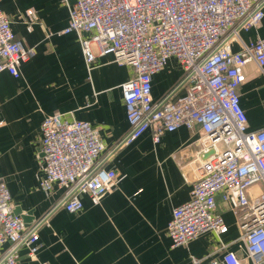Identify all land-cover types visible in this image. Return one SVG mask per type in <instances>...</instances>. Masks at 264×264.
Returning a JSON list of instances; mask_svg holds the SVG:
<instances>
[{
	"label": "built area",
	"instance_id": "obj_1",
	"mask_svg": "<svg viewBox=\"0 0 264 264\" xmlns=\"http://www.w3.org/2000/svg\"><path fill=\"white\" fill-rule=\"evenodd\" d=\"M263 19L264 0H77L64 33L79 34L87 65L112 54L132 71L122 85L129 132L106 152L99 130L89 122L70 121L63 114L45 117L38 146L40 189L46 194L63 190L59 206L79 213L84 195L99 205L116 188L118 174L104 166L105 153L114 155L148 130L155 144L181 127L199 130L200 157L213 153L196 168L190 200L173 211L167 227L172 246H186L212 233L220 254L210 264H264V192L250 193L264 184V128L248 130L239 93L248 64L264 71V39L233 50L240 32L257 29ZM38 20L35 10L26 12L29 31ZM11 25L0 8V73L19 79L21 65L35 56V50L16 40ZM170 59L184 70L177 87L184 93L155 104L153 79ZM226 211H232L241 225L244 259L225 251L221 238L229 231ZM38 226L28 227L15 214L11 193L0 179V264H21L22 247L37 261Z\"/></svg>",
	"mask_w": 264,
	"mask_h": 264
},
{
	"label": "crops",
	"instance_id": "obj_2",
	"mask_svg": "<svg viewBox=\"0 0 264 264\" xmlns=\"http://www.w3.org/2000/svg\"><path fill=\"white\" fill-rule=\"evenodd\" d=\"M76 1L0 0L16 40L35 50V56L21 65L19 79L0 73V179L11 193L15 211L34 218L28 227L39 224L37 261L30 260L22 247L20 263L210 264L220 254L216 235L207 233L186 246L173 247L167 234L174 209L190 200L196 168L206 159L199 155V130L181 127L166 133L159 144L148 130L114 155L105 153L104 166L118 174L116 188L99 205L84 195L79 213L59 206L63 190L46 194L40 189L38 146L45 117L63 114L70 121L89 122L99 130L106 152L113 151L129 132L122 85L132 71L112 54L98 56L87 65L79 34L64 33ZM31 9L39 20L29 31L24 17ZM257 39H264V19L257 29L240 32L233 50L240 51ZM245 75L239 90L241 106L248 130L258 131L264 128V71L250 63ZM183 76L181 66L170 59L153 79L154 103L182 95L184 90L177 87ZM259 192L258 186L250 190ZM217 203L222 205L220 196ZM223 218L229 227L221 238L225 251L246 258L237 216L226 211Z\"/></svg>",
	"mask_w": 264,
	"mask_h": 264
},
{
	"label": "water",
	"instance_id": "obj_3",
	"mask_svg": "<svg viewBox=\"0 0 264 264\" xmlns=\"http://www.w3.org/2000/svg\"><path fill=\"white\" fill-rule=\"evenodd\" d=\"M212 153H213V151L210 152V153H208V154H206L205 157H206V158L209 157V155H211ZM15 214H17V215H21V216L23 217L25 223L27 224V226H28L29 224H31V223L34 221V218H32V219L30 218L31 213H28V214H25V215H24V214L21 212L20 209H17V210L15 211Z\"/></svg>",
	"mask_w": 264,
	"mask_h": 264
},
{
	"label": "rangeland",
	"instance_id": "obj_4",
	"mask_svg": "<svg viewBox=\"0 0 264 264\" xmlns=\"http://www.w3.org/2000/svg\"><path fill=\"white\" fill-rule=\"evenodd\" d=\"M258 187H259V189H260L262 192H264V184H263V183H259V184H258Z\"/></svg>",
	"mask_w": 264,
	"mask_h": 264
}]
</instances>
